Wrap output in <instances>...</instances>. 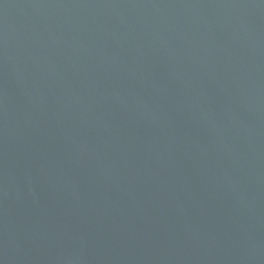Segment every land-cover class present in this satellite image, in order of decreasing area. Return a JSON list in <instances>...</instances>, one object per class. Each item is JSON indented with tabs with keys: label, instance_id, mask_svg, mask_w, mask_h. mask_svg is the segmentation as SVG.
Segmentation results:
<instances>
[{
	"label": "water",
	"instance_id": "obj_1",
	"mask_svg": "<svg viewBox=\"0 0 264 264\" xmlns=\"http://www.w3.org/2000/svg\"><path fill=\"white\" fill-rule=\"evenodd\" d=\"M0 264H264V0H0Z\"/></svg>",
	"mask_w": 264,
	"mask_h": 264
}]
</instances>
